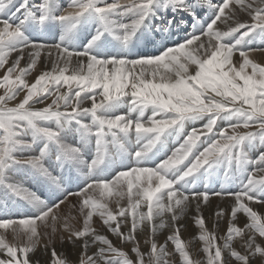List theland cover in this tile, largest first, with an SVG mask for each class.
<instances>
[{"label":"snow or ice","instance_id":"snow-or-ice-1","mask_svg":"<svg viewBox=\"0 0 264 264\" xmlns=\"http://www.w3.org/2000/svg\"><path fill=\"white\" fill-rule=\"evenodd\" d=\"M162 13L173 15L166 19ZM242 14L250 20L242 22ZM189 22L191 31L185 27ZM174 28L184 35L170 44L179 35ZM32 32L55 42L33 40ZM155 33H160L153 44H159L157 51H140L145 37ZM252 44L264 45V0H68L66 5L0 0V69H5L0 77V230L11 229L13 239L21 241L10 243L0 235V253L6 257L0 264H31L41 226L51 225L54 240L66 202L78 213L65 217L63 225L67 241L80 242L83 249L78 264H170L172 253L155 239L166 227L162 218L170 215L175 225L190 203L196 202L199 213L211 196L231 197L234 205L222 243L202 216L194 219L206 264L264 258V214L250 206L264 204V65L250 59L264 47ZM45 56L51 70L29 84L26 77ZM53 96L45 107H36ZM89 101L90 107L84 106ZM202 120L200 127L188 129ZM170 138L177 146L168 151ZM256 148L253 158L250 150ZM221 173L224 181L236 183L235 190H208ZM24 177L36 179L48 198L26 187ZM70 197L77 198L75 204ZM109 198L117 199L115 212ZM125 198L127 207H120ZM21 202L31 215H4ZM240 213L246 223L236 226ZM215 215L229 213L221 209ZM94 216L131 245L134 259L97 234ZM127 218L131 229L125 233L121 225ZM69 219H81L82 227L73 229ZM145 225L147 253L136 236ZM236 238L245 254L233 248ZM166 239L180 264H200L178 228ZM90 247H96L92 254ZM51 257V264H67L54 248Z\"/></svg>","mask_w":264,"mask_h":264},{"label":"rangeland","instance_id":"rangeland-1","mask_svg":"<svg viewBox=\"0 0 264 264\" xmlns=\"http://www.w3.org/2000/svg\"><path fill=\"white\" fill-rule=\"evenodd\" d=\"M58 30V29H57ZM243 31V30H242ZM49 43V42H47ZM52 43V42H51ZM11 63V61H10ZM23 65L25 64V61L22 63ZM40 64L43 65V62ZM238 67V64H236ZM263 65V64H262ZM5 69H0V77L4 75ZM33 70L30 75L26 77V80L28 81L29 84L35 81L36 77L39 76L40 74L36 75L34 78L32 77V74H34ZM33 78V79H32ZM65 89V88H64ZM3 89H0V95L3 94ZM23 98V93L17 98V101H14L13 103L18 102L20 99ZM53 97L48 98V100L44 104H39L38 106L40 108L45 107L46 104L51 103V99ZM11 106V105H10ZM205 121H197L194 126L200 127L202 123ZM225 125L224 121L220 122V126ZM188 129H190V126H187ZM224 127V126H223ZM254 130V129H250ZM239 131L243 132L245 131L244 129H240ZM69 142H74L70 140ZM174 145V146H173ZM177 146L176 142L174 139H169L168 141V151H170L173 147ZM260 151L259 148L250 150V155L255 158L258 155V152ZM163 155V153H161ZM86 158H88L86 156ZM24 185L28 187L30 190L36 192L39 194L42 198L47 199L48 198V192L47 190L34 178L31 177H24L23 181ZM202 187L204 188V183L201 182ZM75 189V185L72 186ZM237 187L236 183H228L224 181L222 173L219 176L213 177L210 182H209V187L208 189H214V188H221V189H226V191L229 190H235ZM98 196V193L96 194ZM72 204L76 203L77 198L76 197H70L69 198ZM51 202V201H49ZM107 203L109 207L115 212L117 209V199L116 198H109L107 200ZM119 206L120 207H127V199L119 200ZM247 203V201H245ZM234 205V200L233 198H230L226 201H216L213 203L208 204H203L201 203L199 206V213L197 211V204L195 201L190 203L187 207V210L185 213L184 217V223L177 224L175 222V225H173V222L171 219L170 215H165L164 218V223L166 227L162 229L161 231L157 232V235L155 237L156 242L158 244L161 243H166V248L169 253H172L167 259L169 260L170 264H180V258L177 253L174 251V246L170 241H167V236L172 235L175 233L176 228L179 229V235L180 238L185 244L187 245V250L190 253L191 258L194 261H199L200 264H206V255L202 251V242H200L196 237H198L199 234V229L195 226L194 219L200 215L204 218L205 220V225L207 230L210 233H214L216 237L218 238V243H222V237L226 235V229L228 226V222L230 220V210L231 207ZM254 210H256L259 214H264V207L253 203L250 205ZM62 211H59V214L61 216L60 221L56 225L57 227V232L55 233V239L52 240L50 239L52 232H51V225H49L48 228H44L41 226L40 228V233H41V239L39 245L36 247V250L33 253L29 254V257L31 258V264H51V252L53 248L57 252L58 256L61 258L66 259L67 264H78L79 256L81 252L83 251L80 242H77L76 245H73L67 241V233L63 231V225L65 223V217H72V216H77L78 213L76 210H74L71 207V204L65 203L64 205H61ZM221 209L226 210L229 215L224 216V217H217L215 213ZM142 211H146V208L141 209ZM31 211L29 207L24 204V203H16L13 204L9 210L8 213L4 214L10 217H19V216H25V215H31ZM167 217V218H165ZM124 219V218H121ZM68 223L72 225L73 229H80L82 227V220L81 219H69ZM236 226H243L246 223V217L243 216L242 213L238 214V219L234 221ZM93 227L96 228L97 234L99 235H105L107 236L108 239H110L113 243V246L123 250L127 253H129L130 258H133L130 253V247L131 245L127 243H122L119 239V237L112 235L110 232L107 231L106 227L103 226L101 219L98 216L93 217ZM115 226V225H113ZM186 226V227H185ZM185 227V228H184ZM131 229V219L127 218V223L121 225V231L128 233ZM0 235H4L5 238L10 242V243H21L20 240H14L13 236L14 234L11 232V229H9L6 233L4 230H0ZM61 236L65 237V242L61 243L60 238ZM136 236L138 240L140 241L139 247L142 252L147 253L149 251L150 245L146 243L150 237V230L147 225H145L142 229H138L136 232ZM257 241L262 242L261 238L257 236ZM233 248L237 251H239L241 254L244 253V249L240 246V239L236 238L233 242ZM74 246V247H73ZM91 248V247H90ZM88 249V253L92 254L96 247H92L91 249ZM76 249V250H75ZM73 250V251H72ZM90 251V252H89ZM32 254V256H31ZM225 256H227V253H224ZM33 257V258H32ZM0 259H6V257L3 256L2 253H0ZM145 260H147V255H145ZM251 264H264V258H260L258 256L250 257ZM232 264H235V261L232 262Z\"/></svg>","mask_w":264,"mask_h":264},{"label":"bare ground","instance_id":"bare-ground-1","mask_svg":"<svg viewBox=\"0 0 264 264\" xmlns=\"http://www.w3.org/2000/svg\"><path fill=\"white\" fill-rule=\"evenodd\" d=\"M19 2H20V0H16V4L18 5L19 4ZM40 2V0H30V3L31 4H36V3H39ZM60 2L63 4V5H66L67 3H68V0H60ZM109 2H112V0H109ZM119 2H121V3H125L126 2V0H119ZM216 2H219V0H216ZM14 10V9H13ZM199 11V13H200V15H201V17L202 18H204V19H206V17H205V15H204V12H205V10H198ZM161 15H165V18L167 19V18H171L172 17V13H167V14H161ZM175 19L177 20V21H179V19H180V16L179 15H176L175 16ZM187 19V18H186ZM239 19L242 21V22H246V21H249L250 20V18L246 15V14H242L240 17H239ZM154 23H157V24H159L160 23V21H154ZM219 23V22H218ZM185 27H187L188 28V31H191L192 29H191V23L189 22V24L188 25H186ZM220 27H221V29L222 30H226V26L225 25H223V24H221L220 25ZM173 31L174 32H178L179 33V35H173L172 36V38H171V40L169 41V43L171 44L172 42H174V41H176L177 39H181L182 37H183V35H184V33H183V31H181L179 28H174L173 29ZM57 33H58V30H57ZM159 36H160V33H155L154 35H149V36H146L145 37V43H142V44H140L139 45V50L140 51H143V52H148V53H153V52H156L157 51V48L159 47V44L157 43L156 44V46L154 47L153 46V44L156 42V41H158L159 40ZM31 38L33 39V40H40V39H43L45 42H49V43H53V42H55V37H53V36H45V37H41L40 36V34L38 33V32H32L31 33ZM264 47V45H258V44H252V45H250V47H253V48H255V47ZM53 52H55V50H53ZM15 58V54L13 55V57H11L10 58V61L12 60V59H14ZM234 62L236 63V64H239V62H240V57H239V55H238V53L234 56ZM250 59H252L254 62H256V63H260V64H263L264 65V51H255V52H251L250 53ZM41 62H43V65L42 64H40ZM22 63H23V61H22ZM76 63H77V59L76 58H73V62H72V64H73V66H75L76 65ZM22 66H23V64H22ZM7 67V66H6ZM35 71H34V74H32V77L34 78L36 75H38V74H40L41 73V71L43 72V71H46V70H51V64L50 63H48V58H47V56H45L40 62H38V65H37V67L34 69ZM32 78V79H33ZM66 89H64L63 87L61 88V91H65ZM39 104H37L36 105V107L37 108H40L39 106H38ZM90 105H91V102L89 101V102H87L86 103V105H84V106H88V107H90ZM122 111H127V109H122ZM86 120L88 119V118H85ZM195 124H197V123H195ZM198 125V124H197ZM196 125V126H197ZM188 126H190V127H193L194 125H192V124H189ZM195 126V127H196ZM224 125H222V126H220V127H223ZM174 146V145H173ZM198 190H200V191H203V190H205L203 187H202V185H199L198 186ZM209 190V189H208ZM226 191V189H221V188H214L213 190L212 189H210L209 191ZM231 197H227V196H225V197H218V196H211L210 197V199H209V203H213V202H216V201H220V200H222V201H226V200H228V199H230ZM208 204V203H207ZM256 205V204H255ZM259 205H261V206H263L264 207V204H259ZM187 210V209H186ZM186 210H185V213H187L186 212ZM185 213L182 215V216H180V218L176 221V223L177 224H183L184 223V215H185ZM165 218H167V217H165ZM163 220H164V218H162ZM171 220V219H170ZM157 223H159V221H157ZM186 227V226H185ZM184 227V228H185ZM162 230V229H161ZM161 230H158V231H161ZM74 247V246H73ZM91 250H92V247L90 248ZM76 250V249H75ZM73 251V250H72ZM93 251V250H92ZM95 251H96V249H95ZM90 252V251H89ZM31 256H32V254H31ZM33 258V257H32ZM255 258V257H254ZM31 259V258H30ZM229 259H231L230 257H229Z\"/></svg>","mask_w":264,"mask_h":264}]
</instances>
